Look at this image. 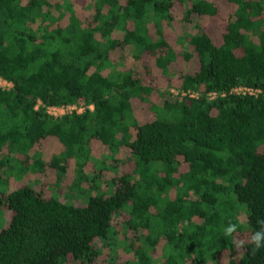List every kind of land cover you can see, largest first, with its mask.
<instances>
[{
    "label": "trees",
    "instance_id": "trees-1",
    "mask_svg": "<svg viewBox=\"0 0 264 264\" xmlns=\"http://www.w3.org/2000/svg\"><path fill=\"white\" fill-rule=\"evenodd\" d=\"M0 77V264H264V0H0Z\"/></svg>",
    "mask_w": 264,
    "mask_h": 264
},
{
    "label": "built area",
    "instance_id": "built-area-1",
    "mask_svg": "<svg viewBox=\"0 0 264 264\" xmlns=\"http://www.w3.org/2000/svg\"><path fill=\"white\" fill-rule=\"evenodd\" d=\"M12 86V82L0 77V87H11ZM234 91L235 92H242V93H246V92H249V93H256V92H259L260 90H257V89H253V88H250V87H246V86H239V87H236L234 88ZM188 94L190 96H197L198 95V92L197 91H186V92H183V95L184 94ZM208 95L213 98L216 96V92H209ZM87 106L82 103V104H70V105H63V106H49L47 108V111L48 113H50L51 115H54V116H59V115H63V114H66V113H72V112H82L83 110H85ZM89 108H92V105H89Z\"/></svg>",
    "mask_w": 264,
    "mask_h": 264
},
{
    "label": "rangeland",
    "instance_id": "rangeland-1",
    "mask_svg": "<svg viewBox=\"0 0 264 264\" xmlns=\"http://www.w3.org/2000/svg\"><path fill=\"white\" fill-rule=\"evenodd\" d=\"M182 9H183V6H182V5H177V8L175 9V13H177L178 15H180ZM193 17H194V19H195V16H193ZM176 19H177V18H176ZM174 23H175L176 25H180V26H182V33H184L183 31H190L191 28H192V24H191V23H184V22L182 23V22H179V21H177V20H175ZM179 67L182 68V70H185V71H188V72H192V71H194V69H196L197 64H196V62H193V63H189V64H187V65H183V66H180V65H179ZM175 72H176V71H175ZM157 80H158V79H157ZM172 91H174L175 94L178 92V90H177L176 88L173 89ZM52 179H54V176L49 175V176L47 177V179H44V180H42L41 182H38V184H39V185L41 184L42 187L45 188V192H46L47 190L50 189V184H51L52 181H53ZM41 185H40V186H41ZM49 194H50V193L48 192L47 195H49ZM4 216L6 217V216H7V213H4ZM121 221H122V217L117 216V218H116V222H117L118 224H120ZM108 250H109V249H108ZM160 254H161V249L158 248V249L156 250L155 256L158 257ZM226 260H227V257H226V256H221L220 259H219V264H225V261H226Z\"/></svg>",
    "mask_w": 264,
    "mask_h": 264
},
{
    "label": "clouds",
    "instance_id": "clouds-1",
    "mask_svg": "<svg viewBox=\"0 0 264 264\" xmlns=\"http://www.w3.org/2000/svg\"><path fill=\"white\" fill-rule=\"evenodd\" d=\"M256 224L258 227L251 233L249 240L252 244V250L260 249L264 247V218H257ZM238 228V224L234 222H228L223 228V235L230 236ZM236 247L243 245L242 240H233Z\"/></svg>",
    "mask_w": 264,
    "mask_h": 264
}]
</instances>
